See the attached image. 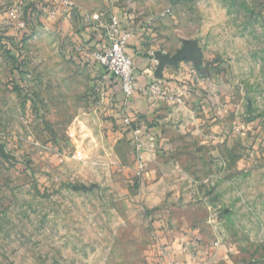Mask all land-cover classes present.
Masks as SVG:
<instances>
[{"label": "rangeland", "instance_id": "obj_1", "mask_svg": "<svg viewBox=\"0 0 264 264\" xmlns=\"http://www.w3.org/2000/svg\"><path fill=\"white\" fill-rule=\"evenodd\" d=\"M122 1L155 77L154 49L201 52L166 67L184 88L165 92L158 139L118 132L105 74L72 62L81 44L51 19L56 0H0V142L16 158L0 154V264H176L203 250L210 264H264V0Z\"/></svg>", "mask_w": 264, "mask_h": 264}, {"label": "crops", "instance_id": "obj_2", "mask_svg": "<svg viewBox=\"0 0 264 264\" xmlns=\"http://www.w3.org/2000/svg\"><path fill=\"white\" fill-rule=\"evenodd\" d=\"M68 1L69 7L64 8L61 6L57 20L59 21L60 26L63 28V31H66V28L70 25L72 40L76 42L77 45L81 44L84 47L91 49H103L104 33L101 32L97 27V24L92 21V16L97 13H105L107 20H109L110 17L118 18L122 30L128 31L132 34L127 47V53L134 60L137 78V91L130 99L128 108L125 106V96L121 90V87L114 81L112 77L106 75L101 77V85L106 87V91L108 92L107 100L110 99L111 103L113 102V104L117 107L114 109V111L112 110L111 115L113 118H117L115 119V127L119 130V133L123 134V132L120 130V127L123 123V118L128 113V116H132L134 118V125L138 127V131L149 134L150 137L158 139V137L155 136L161 135L162 127L156 125V122L152 123L153 117L155 116V113H158L157 111L160 108L159 105L166 101L168 93L165 92L170 91L169 94H171V91L173 92L174 90H177L178 87L184 88L182 85H178L177 81L173 79L177 78L179 72L176 71V69L166 68L161 78H157L151 74L150 69L153 66L151 60L145 57L141 58L140 56L147 53L150 54L146 48H149V50L152 49L151 47H147L145 45L147 39L143 37L144 33H142V30L137 29L139 25L136 23V16H138V14L132 12L122 0ZM152 1L155 0H146V5L151 6L154 4ZM56 2L60 6L61 0H56ZM157 51L160 50L154 49L152 53H156ZM163 52L166 53V51ZM71 58L72 62H76L81 65H83L85 62H89L84 57L79 59H75L73 57ZM98 69L101 70L100 68ZM110 79L113 81L111 82ZM153 86L158 87L161 95L153 96ZM178 90L180 91L181 89L179 88ZM115 91L118 92V94H116ZM193 223V221L180 222L178 227L182 230L186 229L188 230L186 232L190 233L189 227H191ZM190 238L191 236L183 237L182 240L178 239L176 244L181 242L184 244V246L192 245ZM169 242V246H173V242ZM179 249L181 248H178V251ZM202 252L204 254L202 253L201 260L196 259L194 256L192 258V256L186 254L185 251H179L176 255V258L175 255L170 257V261L175 262L176 264H210V262H208L210 257L208 256L212 255V253H205L204 250ZM165 264L170 263L167 262Z\"/></svg>", "mask_w": 264, "mask_h": 264}, {"label": "built area", "instance_id": "obj_3", "mask_svg": "<svg viewBox=\"0 0 264 264\" xmlns=\"http://www.w3.org/2000/svg\"><path fill=\"white\" fill-rule=\"evenodd\" d=\"M55 0H46V2L53 3ZM62 7H69L68 0H61ZM61 6H58L50 15L51 19H57L60 13ZM169 12V11H168ZM9 19L17 23L22 29L26 28V24L20 21L19 16L15 11L8 13ZM105 13H97L92 16V21L97 24L99 29L104 32V47L103 49L86 48L80 46L78 51L90 63L94 64L96 68H100L106 76H110L121 87L125 96V106L128 108V103L132 96L137 91V78L133 58L127 53V47L132 34L128 31H123L118 18L110 17L107 20ZM107 21V22H106ZM107 23V24H104ZM152 94L154 96L161 95L158 87H152ZM125 127L131 131L134 118L128 116V113L123 118ZM137 148L140 150V140H136ZM162 254L167 257V250L163 249ZM168 258V257H167ZM166 258V259H167Z\"/></svg>", "mask_w": 264, "mask_h": 264}, {"label": "water", "instance_id": "obj_4", "mask_svg": "<svg viewBox=\"0 0 264 264\" xmlns=\"http://www.w3.org/2000/svg\"><path fill=\"white\" fill-rule=\"evenodd\" d=\"M201 52L195 43L190 41H185L184 46L181 50H179L175 55L170 56L164 52L157 51L155 53V59L158 62L156 68V77L161 78L163 72L165 71L167 66L179 67V64L183 61L194 62L197 63L200 61ZM0 154L5 158L16 162V158L13 155H10L5 148V145L0 142ZM76 190H84L87 191L88 188L83 187H74Z\"/></svg>", "mask_w": 264, "mask_h": 264}, {"label": "trees", "instance_id": "obj_5", "mask_svg": "<svg viewBox=\"0 0 264 264\" xmlns=\"http://www.w3.org/2000/svg\"><path fill=\"white\" fill-rule=\"evenodd\" d=\"M85 64H88L89 66H93L96 68V66L90 62H85ZM110 81L112 82L113 80L110 79ZM116 94H118V92L115 91ZM120 130L123 132V134L129 133V130L125 127L124 122L121 124Z\"/></svg>", "mask_w": 264, "mask_h": 264}]
</instances>
